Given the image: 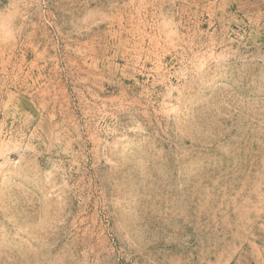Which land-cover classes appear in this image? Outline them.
Wrapping results in <instances>:
<instances>
[{
    "label": "rangeland",
    "instance_id": "1",
    "mask_svg": "<svg viewBox=\"0 0 264 264\" xmlns=\"http://www.w3.org/2000/svg\"><path fill=\"white\" fill-rule=\"evenodd\" d=\"M0 264H264V0H0Z\"/></svg>",
    "mask_w": 264,
    "mask_h": 264
}]
</instances>
